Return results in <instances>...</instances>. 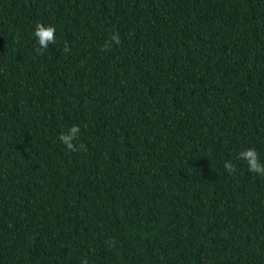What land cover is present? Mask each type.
<instances>
[{
	"label": "trees",
	"instance_id": "trees-1",
	"mask_svg": "<svg viewBox=\"0 0 264 264\" xmlns=\"http://www.w3.org/2000/svg\"><path fill=\"white\" fill-rule=\"evenodd\" d=\"M249 145L264 0H0V264H264Z\"/></svg>",
	"mask_w": 264,
	"mask_h": 264
},
{
	"label": "clouds",
	"instance_id": "clouds-1",
	"mask_svg": "<svg viewBox=\"0 0 264 264\" xmlns=\"http://www.w3.org/2000/svg\"><path fill=\"white\" fill-rule=\"evenodd\" d=\"M56 33L57 28L55 24L36 21L31 32L34 44L36 45L35 51L38 54L42 53L48 48L49 44H54L57 39ZM120 40L121 37L119 32L113 31L109 38L104 41L101 49H111L113 46L119 45ZM80 135V125L72 123L61 128L58 141L66 149L71 150L76 146ZM236 159L247 166L248 172L255 173L257 176H264V158L261 157L260 152L255 145H249L248 147L238 150ZM223 167L230 173L237 170V164L234 163L232 159L225 160L223 162Z\"/></svg>",
	"mask_w": 264,
	"mask_h": 264
}]
</instances>
